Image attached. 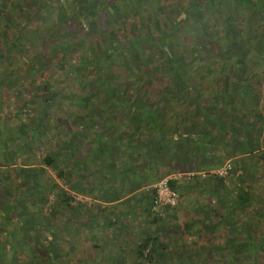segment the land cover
Masks as SVG:
<instances>
[{"label": "trees", "instance_id": "obj_1", "mask_svg": "<svg viewBox=\"0 0 264 264\" xmlns=\"http://www.w3.org/2000/svg\"><path fill=\"white\" fill-rule=\"evenodd\" d=\"M235 1L236 7L229 2L235 7L232 10L237 14L245 7V20L214 15L220 0H187L181 7V0H0V156L7 157L15 146L22 161L11 175L0 168V264H67L69 246L85 251L81 264L127 260L128 264H168L169 259L171 264H259L254 245L244 251L232 218L236 208L247 207L260 188L248 185L243 174H250L254 164L264 172V133L260 136L257 130H262V114L256 94V86L264 83V28L251 26L254 17L264 23V0ZM205 6L213 9L210 17L204 15ZM235 19L237 25L251 30H238ZM219 30L229 43L217 44L214 53L224 57L237 50L239 56L224 68L204 63L213 76L205 80L193 68L196 51L210 52ZM160 58L168 74L164 77L169 79L158 86ZM58 62L66 66L69 79V96L61 100L53 90L51 74ZM34 74L45 77L41 85ZM87 82L92 88L75 89V84L79 88ZM18 88L39 94L34 98L40 100L39 109L26 104L33 112L28 123L19 115L22 108L15 111L8 105ZM72 103L85 109L76 121L71 118ZM65 104L67 111L62 109ZM52 108H59L63 115L55 123L49 112ZM37 110L41 111L38 117L34 116ZM12 125L15 134L7 132ZM59 130L65 131L66 138L55 141L52 136ZM36 146L45 148L39 157L33 153ZM29 155L36 167L25 165ZM225 160L230 161L232 172L240 171L238 180L229 184L225 180L231 174L226 179L215 174L204 178L192 172L217 168ZM45 167L55 176L46 173ZM171 170L193 173L168 181L178 196H185V204L188 194H206L216 205L205 212L214 216L215 223L227 220L230 230H225L224 241L216 247L219 261L198 244L202 243L200 230L195 235L199 242L173 245V240L161 238L170 229L164 225L160 208L170 210L173 219L179 217L180 202L172 206L155 203L152 186L132 202L126 197L121 213L114 210L120 194L116 182L134 192ZM55 177L91 200L86 205L76 200ZM81 177L88 181L85 189ZM99 177L107 185L98 190L100 184L94 181ZM231 185L236 193L228 202L224 195ZM51 194L56 203H51L46 214L37 202L44 204ZM95 197L106 204L96 202ZM141 202L140 212L149 217L145 228L131 223L137 219L132 218L131 209L135 212V203ZM221 205L224 215L216 209ZM152 222L159 226L151 228ZM207 222L208 217L201 225ZM104 225L115 229L109 232V240L91 236L87 229ZM81 226L89 232L82 239L84 244L75 239L77 231L73 230ZM260 240L263 244L264 234ZM128 251L131 256L126 260L123 253Z\"/></svg>", "mask_w": 264, "mask_h": 264}, {"label": "rangeland", "instance_id": "obj_2", "mask_svg": "<svg viewBox=\"0 0 264 264\" xmlns=\"http://www.w3.org/2000/svg\"><path fill=\"white\" fill-rule=\"evenodd\" d=\"M186 2H187V0H181V2H180L181 5L179 7L183 6L184 4H187L188 2H190V0H188L187 3ZM229 2H230L229 0H220L221 4L220 3L215 4L214 15L220 14V15L225 17L226 15L230 14V15H235L236 17H238L241 20H245V18H247L246 17L247 15L245 12V7H240L239 12L237 14H235L232 9L236 7V4H235L236 1L234 0L233 2H230L232 4H235V7L232 4H230ZM211 9L212 8H207L206 6L204 7L203 10H204V15L206 17H210V15L212 13ZM149 15L153 16V13L151 12V13H149ZM152 19H153V17H152ZM236 22L237 21L235 19L234 20V26H236L237 29L240 30L241 32L246 33L249 30H251L247 26L241 27V25H237ZM210 23L213 24L212 21ZM221 23H224V22L220 21L219 28H222ZM251 26H253L254 28H259L261 30L264 28V23L262 22V20H260V18L254 17L253 21L251 22ZM219 32H221V34L218 37L214 38L213 45H212L213 49L210 52H206L204 50L196 51L197 60H196V65L193 68H196V70H198L197 75H199L201 78L204 77L205 80H211V79H213V76L209 72H207V70L204 68V63L210 62L211 66H216L217 64H219L221 67H223V65L228 63L230 61V59H234V58L239 56V53L237 52V50L230 51L224 57L219 56V55L214 53V47H216L217 44H219V45L225 44L226 45V43H229L226 35H223V31L219 30ZM158 64H159L158 65L159 70L157 71V73H159V75H157L158 78H157L155 83L158 86H161V85L165 84L169 78L164 77V76H168V74L167 75L164 74L165 71H163V68L165 67V64L161 58L158 60ZM65 67L66 66H64V65H61V67H60V62H58L55 69L51 72V74L54 76V82H55L53 90H54L55 94L59 95L57 98L59 100H61L60 98L63 95H65L67 97L69 96V93H68L69 90L67 91V86H66L69 83V79L66 78V76H68V75H67V72L65 71ZM123 67H124L123 65H121L119 67V70L121 73L124 72ZM199 69H200V71H199ZM48 71H50V70L47 69L46 72H48ZM113 74L114 73H112L111 75H113ZM197 75L194 72V79L199 78ZM33 77L35 78V81L37 82V84H40V85L42 84L43 79L45 78L43 75H38V74H34ZM47 78H50V77L47 76ZM72 80L73 79H71V81ZM214 80H216L218 82V79H214ZM114 85H116V87H117L119 84H114ZM75 86H77V88H75L76 90L79 89V90H82L83 92H85L86 90L92 88L93 85L90 82H87L86 86H84V87H83V85H81L78 88V83L75 84ZM134 87H135V85H134ZM62 88H64V90ZM256 88H257V90H256L257 97L260 98L259 99V105H258V111H260L261 114L264 115V83L262 85L256 86ZM26 90H28V89H26ZM25 92L26 91L22 88H20L19 91L14 89L13 90L14 95L11 97V101L8 102V105H10L11 109H14L15 111L16 110L20 111V109L22 108L19 115H20V117L22 116V119L28 123L29 121H31V118H32L31 115H33V112L31 110H29V106H30L29 103H31L32 107H37L39 109V106L36 103H38L40 100H35L36 96L39 95V94H35V90H33V91L28 90L27 93H25ZM21 94H22V96H21ZM40 94H42V93H40ZM153 98H155V97H153ZM26 104H28L29 106H27ZM72 105L73 106L70 107V109L71 110L74 109V113H73V116H71V118H74L76 121V120H78L79 114H82V113L84 114L85 109L83 106L78 105L76 103H72ZM68 107H69V105L65 104L62 107V109L64 108L67 111ZM79 110H81V112ZM59 111H60L59 108L50 109L49 112L53 118L52 122H54V120H56L58 117L61 118L63 116L62 114L59 115ZM37 112H41V111L37 110L34 113V116H36V117H38V115L36 114ZM181 113L185 114L186 112L181 110ZM83 116H85V115H83ZM261 116L259 117V123H260L259 126H261L262 130L257 129V130H259L260 136H262V134L264 133V121H261ZM84 121H88V119L85 117ZM258 128H260V127H258ZM59 131L61 133L55 131L54 132L55 134L52 136L53 138L55 136V141H57L59 138H63V139L66 138L65 133H64L65 131L64 132H62V130H59ZM7 132L11 133V134L17 133L16 128L13 125L10 127L9 130H7ZM44 150H45V148H43V146H39V147L36 146V148L33 149V153L37 157H39L40 153H43ZM8 152H9V150H8ZM17 155H19V154H18V150L16 149L15 146H14V148L13 147L11 148L10 153L6 154L7 157H5V154L1 155L0 156V168L10 172V175H11L12 169L15 166H20V164L22 162L21 158H19ZM30 156L31 155H29V157L27 158L28 162L25 163V165L28 167H30V165H32V166L36 165V164H31L32 159H30ZM225 161L227 162L229 160H225ZM107 164H108V162H107ZM252 168H251L252 171H250V174H247V175L243 174L244 175L243 176L244 181L245 182L247 181L246 183L248 185H251L252 187L257 186L260 188L256 190V194L254 195L255 197L251 200L250 204L247 207H242V208L237 207L236 208L237 214H234V216L232 218V222L235 224V226H237V228H239L237 230V237H238V240L240 241V243L243 245L244 251L245 250H252L255 246L256 247V249H255L256 253L259 254V258H258L259 262L258 263L264 264V242L262 244L261 240L259 241V239L264 234V214H259V211H261V210L264 211L263 210V207H264V172L260 168H258V166L256 164H254L252 166ZM44 170L46 171V173L50 174L51 176H53V177L55 176L53 172L52 173L50 172L48 167H45ZM173 170H171L172 172L169 175L171 176L175 173V175L178 176L176 179L180 180L184 177H187V178L189 177V175L183 174V172H180V171L177 172V171H173ZM87 171H89V170H87ZM199 171L193 170L192 172H194V175L200 176L197 173ZM104 172L108 173L107 171H104ZM239 174H240V171L232 172L231 175L229 176V177H231V179L230 178L226 179L225 183L228 182V184H229V183H231V180H234V181L238 180L237 176ZM76 176H78V175H75L74 178ZM92 177H94V176H92ZM55 179L59 183L60 186H63L64 188H66L67 192L69 194H73L74 198L76 200L82 202L84 205H86L88 203V201L91 200L87 196H85L83 194H78L75 191L71 190L69 185L64 184V182L62 180H59L56 177H55ZM72 180H74V179H72ZM96 180H97V182H96ZM96 180L94 182L100 184L98 187V190L101 188V185H107L106 183L103 182L105 180H103L102 177L101 178L99 177ZM75 181H77L76 178H75ZM158 181H156V182H158ZM80 182L84 186L88 183V181L87 182L85 181L84 177L83 178L81 177ZM72 183H74V182H72ZM95 183H93V184H95ZM155 183L142 186L138 190H135L134 192H132L126 187V184L123 185L122 183L116 182V184H117L116 190L120 194H119V198L115 201L117 206L114 208V210L115 211L117 210V212L118 211L122 212V210L125 209L126 197L131 198V202H132L134 200V198H137L138 195H140V192L142 194V192L145 189L146 190L149 189ZM236 183H238V182H236ZM238 185H243V184L241 183ZM93 186L94 185H92V187ZM244 187L247 188L246 185ZM83 188L85 189L86 186ZM230 189L231 190L229 192H225L227 194L224 195V196H226L225 198L228 199V202L234 198L235 193H236V191H235L236 187L232 186ZM249 189L251 190V188H249ZM48 199H49V201L45 202L44 204H40L37 202L38 206H40L42 208L43 213H46V214L49 213V211L52 207L51 203L52 202L56 203V199H55L54 194L49 195ZM213 199L214 198L207 199L206 194H198L197 195L196 193L195 194L193 193L190 195L188 194V199H187V202L185 204V196L180 195V196H178V202H177V203L180 202L179 205L177 206L179 211H180L179 217H174L173 219L170 218V210L165 209V208H160V212H161L160 215L162 216V218H164V220H163L164 225L169 224V227L167 229H170L169 235L167 234V230H166V233L161 234V238L165 239L164 241L168 240L169 243L171 242V240H173V245L179 244V243L182 244L185 242H190L191 240H194L195 242H197V241L199 242V239H197V240L195 239V235L197 236L196 231L200 230L199 236L200 237L202 236V239L200 238L202 243L199 242L198 244H200L201 247L203 248V252H206V251L208 252V250H210L214 254V256H213L214 260L219 261V259H221V258H219V256H218V251H217L216 247L222 244V242L224 241V238H225L224 236L226 235L225 230H230V228L227 227L228 222L226 219H224L223 221H220L219 223H215L214 216L209 215V213L205 212V210H207L206 209L207 207L209 208V206H212V205H213V207H215L216 203H215V200H213ZM255 200H257V202ZM35 201H37V200H35ZM95 201L96 202H102V204H106L105 202L101 201L98 197H95ZM115 202L113 203V205L115 204ZM135 204H136L135 206H137V207H135L136 211L134 212V209H131L130 214H131L132 218L134 216H136L137 222L131 221V223L135 224V225L138 224V227H140V228H145L147 225H149V217L147 215H145L144 212L142 213L139 210V204L142 206V204H143L142 202L141 203H135ZM199 204H203L204 207H199L200 206ZM74 205L76 206V204H74ZM216 209H218L220 211V213L223 214L224 210L222 209V205L219 207H216ZM114 210L112 213L115 212ZM85 213H86V210L81 212L82 215H84ZM139 213H140V215H138ZM100 217H101V219H103L106 216L104 215V216H100ZM207 217H208V222L204 225H201V223L203 221H206ZM177 218H179L178 223H177V227L173 228L172 223H174ZM116 224H118V222H116ZM150 225H151V228H153V229L155 228V226L156 227L159 226L158 224H153V222ZM105 227L106 226L104 225V226L98 227L99 229H94V227L87 228V229L91 232L90 233L91 236H98V237L100 236L101 238H103V240H109L110 239L108 236L109 232L110 231L114 232L115 229L112 227H106V228ZM73 230H74V232L77 231L75 233H76L78 238H75V239L77 241L81 240L80 244H84L85 241L83 242L82 239L87 238V235L89 232L85 231L82 226L80 227L79 230L75 227ZM100 230H103V231L100 232ZM83 231H85L86 233H84ZM183 236H185L187 238L186 241L184 239L182 240ZM207 237L210 238L209 241H208ZM117 238H120V236L118 235ZM102 243H103V241H102ZM173 245H171V247H173ZM168 246H170V244H168ZM72 248L69 246V251L67 253L68 257L66 259L67 260L66 262H68L67 264H81V262H82L81 259H82L83 253H85V251L81 247L73 246ZM131 251L133 252V250H131ZM233 254L234 253H231L230 258L233 257L232 256ZM123 255L125 256V258L127 260L130 258L131 253H130V251H128V252H124ZM229 260H231V259H229ZM123 264H128V260L124 261ZM152 264H157V263L155 261H153ZM168 264H171L170 259H169Z\"/></svg>", "mask_w": 264, "mask_h": 264}, {"label": "built area", "instance_id": "obj_3", "mask_svg": "<svg viewBox=\"0 0 264 264\" xmlns=\"http://www.w3.org/2000/svg\"><path fill=\"white\" fill-rule=\"evenodd\" d=\"M194 173V172H193ZM192 172H187V174H193ZM201 177H208L210 175H217L223 178H228V176L231 174V165L227 161L221 166L209 170H201L197 172ZM178 176L175 175H168L165 178L159 180L153 185V188L155 189V196H154V202L158 204H168V205H174L177 202L178 194L174 192L168 185V181L170 179H176Z\"/></svg>", "mask_w": 264, "mask_h": 264}, {"label": "clouds", "instance_id": "obj_4", "mask_svg": "<svg viewBox=\"0 0 264 264\" xmlns=\"http://www.w3.org/2000/svg\"><path fill=\"white\" fill-rule=\"evenodd\" d=\"M229 162V161H228ZM224 164V163H223ZM221 166V165H220ZM219 167V166H218ZM210 169H213V168H210ZM207 170H209V169H207ZM199 171V170H198ZM201 171V170H200ZM231 173H232V170H231ZM165 178V177H164ZM163 179V178H162ZM161 180V179H160ZM153 187V186H152ZM177 202H178V199H177ZM176 202V203H177Z\"/></svg>", "mask_w": 264, "mask_h": 264}]
</instances>
